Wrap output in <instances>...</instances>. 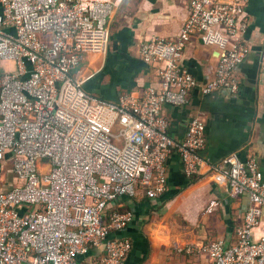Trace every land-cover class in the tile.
<instances>
[{"label":"built area","instance_id":"obj_1","mask_svg":"<svg viewBox=\"0 0 264 264\" xmlns=\"http://www.w3.org/2000/svg\"><path fill=\"white\" fill-rule=\"evenodd\" d=\"M121 1L0 0V162L10 156L17 180L0 190V264H88L94 252L92 264H124L132 245L115 236L134 215L118 211L121 199L163 196L175 149L187 179L200 173L203 117L176 142L163 112L185 106L198 87L182 66L194 37L223 50L201 92L240 91L237 71L250 51L242 7L249 0H191L175 38L139 47L140 60L157 67L159 89L123 94L116 103L86 94L74 74L85 56L107 51V20ZM221 165L230 193L250 198L244 224L232 245L215 239L184 253L208 264H264V236L252 238L264 207V171L255 158L233 153Z\"/></svg>","mask_w":264,"mask_h":264},{"label":"crops","instance_id":"obj_2","mask_svg":"<svg viewBox=\"0 0 264 264\" xmlns=\"http://www.w3.org/2000/svg\"><path fill=\"white\" fill-rule=\"evenodd\" d=\"M230 0H219L228 3ZM191 0H122L107 20V51L87 55L74 74L83 90L101 101L116 103L123 94L141 96L148 86L159 89L157 67L140 60V45L153 38L173 39L189 17ZM247 23L243 42L249 54L239 66L240 91L233 95L220 90L204 95L201 88L215 75L221 49L194 37L185 50L182 66L197 80L198 87L183 107L165 105L169 135L181 142L190 121L202 116L206 124V145L198 152L200 173L192 180L182 172L175 149L168 161L166 192L157 199L140 194L122 198L118 210L131 212L133 222L115 237L132 245L124 264H208L204 256L192 258L184 251L210 240L236 241L250 208L247 194L230 193L226 168L221 161L236 154L242 161L253 157L264 171V0H249L242 7ZM0 162V190L17 184L10 172L11 161ZM213 203V205H212ZM212 208L209 209V206ZM252 232L264 236V207ZM98 252L86 259L96 261Z\"/></svg>","mask_w":264,"mask_h":264},{"label":"water","instance_id":"obj_3","mask_svg":"<svg viewBox=\"0 0 264 264\" xmlns=\"http://www.w3.org/2000/svg\"><path fill=\"white\" fill-rule=\"evenodd\" d=\"M222 53H223V50H221V55H222Z\"/></svg>","mask_w":264,"mask_h":264},{"label":"trees","instance_id":"obj_4","mask_svg":"<svg viewBox=\"0 0 264 264\" xmlns=\"http://www.w3.org/2000/svg\"><path fill=\"white\" fill-rule=\"evenodd\" d=\"M119 212H122V211H120V210H118Z\"/></svg>","mask_w":264,"mask_h":264}]
</instances>
